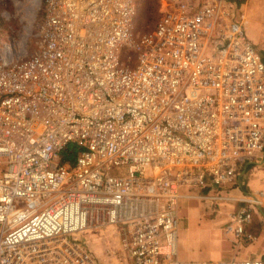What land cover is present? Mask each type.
Segmentation results:
<instances>
[{"label": "built area", "instance_id": "1", "mask_svg": "<svg viewBox=\"0 0 264 264\" xmlns=\"http://www.w3.org/2000/svg\"><path fill=\"white\" fill-rule=\"evenodd\" d=\"M228 3L159 0L133 37V0H42L37 50L0 55V264H106L74 235L106 225L126 264H184L182 198L240 203L223 223L235 251L187 264H264L236 252L264 189L185 192L232 185L264 146V62Z\"/></svg>", "mask_w": 264, "mask_h": 264}, {"label": "rangeland", "instance_id": "2", "mask_svg": "<svg viewBox=\"0 0 264 264\" xmlns=\"http://www.w3.org/2000/svg\"><path fill=\"white\" fill-rule=\"evenodd\" d=\"M158 1L133 0V37H138L152 29L157 17ZM227 2L230 1L227 0ZM229 7L234 11V18L241 21L245 33L264 62V0H241L239 6L229 5ZM41 8L42 0H0V55L6 61L20 59L37 50L40 44L38 28ZM127 53V49L120 47V60L122 62H125ZM256 155L257 159L260 156L264 157V146ZM252 167L254 169L249 174H251L252 181L256 182V188H252L248 195L264 189V162H259ZM242 197L244 196L239 198ZM201 203L199 202V204ZM210 209H214L213 206H210ZM260 209L264 212V205ZM252 215L256 219L258 214L254 211ZM222 217L220 215V219L216 221L219 228L223 223ZM178 225L189 236L191 225L183 221L179 222ZM113 228L112 225H106L98 230L86 229L76 232L74 235L84 241L93 255L106 261V264H126L125 253L119 246L117 233ZM186 240L185 246L189 247L191 245L190 239L186 237ZM196 247L200 248L199 245ZM105 250L114 252V254L104 255Z\"/></svg>", "mask_w": 264, "mask_h": 264}, {"label": "crops", "instance_id": "3", "mask_svg": "<svg viewBox=\"0 0 264 264\" xmlns=\"http://www.w3.org/2000/svg\"><path fill=\"white\" fill-rule=\"evenodd\" d=\"M229 5L237 7L241 2L236 3L235 0H229ZM241 1V0H238ZM247 35V34H246ZM248 37V36H247ZM261 151V150H259ZM255 152L250 158H247L238 166L234 183L228 187L215 188L208 184L204 186H188L185 192L196 194H215L226 195L227 197H240L250 194L252 188H256V182H253L251 172L259 162H264V157L257 159ZM249 174V175H248ZM254 184V185H252ZM225 193V194H223ZM238 195H232V194ZM199 202H202L199 204ZM240 204V203H238ZM237 203L229 200H212V199H196L182 198L178 201L177 207V238L175 258L184 264L190 261H207L221 260L228 258L235 250L232 244L231 234L223 231V223L227 220V214L230 209L238 206ZM213 206L214 209H210ZM257 212V217H253L250 223L245 227L246 232L256 236V241L245 242L237 249V255L242 258H259L264 260V212L261 209L254 208L253 212ZM253 214V213H252ZM223 217L221 228L217 226L219 216ZM186 222L191 225V230L187 235L185 230L178 225L179 222ZM221 221V222H222ZM186 237L190 239L191 245L186 247ZM199 245L200 248H197Z\"/></svg>", "mask_w": 264, "mask_h": 264}, {"label": "trees", "instance_id": "4", "mask_svg": "<svg viewBox=\"0 0 264 264\" xmlns=\"http://www.w3.org/2000/svg\"><path fill=\"white\" fill-rule=\"evenodd\" d=\"M236 3L241 1L235 0ZM157 12V11H156ZM78 148L74 144H68L61 152H60V161L67 162L72 164L75 154L77 153Z\"/></svg>", "mask_w": 264, "mask_h": 264}]
</instances>
